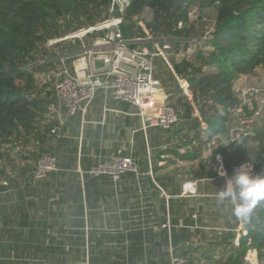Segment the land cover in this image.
Returning a JSON list of instances; mask_svg holds the SVG:
<instances>
[{"label": "crops", "instance_id": "0c3cea01", "mask_svg": "<svg viewBox=\"0 0 264 264\" xmlns=\"http://www.w3.org/2000/svg\"><path fill=\"white\" fill-rule=\"evenodd\" d=\"M161 61L159 67L167 66L172 73ZM52 64L43 66L50 69ZM155 78L161 82L159 75ZM182 94L200 116L190 92L182 89ZM170 95L164 88L158 98L169 101ZM50 101L38 129L3 148V160L11 168L3 167L0 175V264H170V249L189 264V250L197 253L205 247L210 249L201 255H214L210 261L216 264L218 249L223 255L236 246L243 222L229 202L230 217L214 220L215 195L223 188L217 179L222 178L223 185L225 180L217 173L207 176L215 170L208 166L213 163L211 149L203 137H195L194 129L173 135L174 125L169 130L144 128L135 106L107 101L102 93L84 115L72 117L58 107L55 97ZM173 106L183 112L182 105ZM53 127L58 134L50 133ZM201 127L206 124L201 122ZM218 135L226 138L228 127ZM182 142L186 147L179 146ZM17 145L29 150L14 152L20 160L11 156ZM194 151L197 158L192 160ZM42 153L54 154L58 169L36 179L32 172ZM117 154L133 157L137 173H124L116 182L86 173L99 159ZM186 165L189 176L181 175ZM193 181L195 192L184 194L185 184ZM166 222L169 229L159 226ZM155 224L157 228L150 226ZM197 256L190 262H197Z\"/></svg>", "mask_w": 264, "mask_h": 264}, {"label": "trees", "instance_id": "16d2710c", "mask_svg": "<svg viewBox=\"0 0 264 264\" xmlns=\"http://www.w3.org/2000/svg\"><path fill=\"white\" fill-rule=\"evenodd\" d=\"M184 1L128 0L122 11L114 6L109 13L111 0H0V161L4 159L6 144H13L23 136L26 140L31 132L38 129L39 118L47 112L51 102L48 95L34 89L33 75L25 70L27 65H39L36 60L42 45L71 31L94 26L109 15L122 18L120 31L123 38H140L147 45L150 41L137 19L145 8H149L152 19L144 23L147 32L154 40L160 39V43L166 40L176 47L183 42L179 37L188 34L186 26L177 28L178 22L187 20L190 5L183 4ZM214 4L216 15L211 37L205 49L196 51L197 63L192 60L176 62L169 57L171 51L166 52L173 71L187 82L200 116H195L193 106L182 94L173 73H168V78H162L160 82L162 90L165 88L172 94L169 100L177 96V102L183 106L180 121L173 126L172 134H179L186 128L194 129L195 137H203L205 146L213 136L226 132L230 111L239 103L234 92L237 77L264 66V0H201L202 6ZM62 17L66 22L63 28L58 24ZM104 33L91 32L87 37L96 38L97 34ZM184 40L188 42V39ZM79 43L80 49L81 40ZM148 47L154 50L152 45ZM77 53L67 52L62 56ZM201 122L206 124L205 129ZM252 140L261 147L256 156L259 160L257 169L264 176V127L227 146L210 148V158L218 167L216 155L219 154L225 169L230 172L235 164L228 163V152H239ZM186 144L182 142L179 146L186 147ZM195 158L196 151L190 156L192 160ZM216 173L215 168L207 176L213 177ZM243 225L247 234L239 237L238 245L216 258V264H244L243 256L249 248H254L259 259L264 260V202ZM206 258L213 260L214 255Z\"/></svg>", "mask_w": 264, "mask_h": 264}, {"label": "built area", "instance_id": "2783aa9c", "mask_svg": "<svg viewBox=\"0 0 264 264\" xmlns=\"http://www.w3.org/2000/svg\"><path fill=\"white\" fill-rule=\"evenodd\" d=\"M122 1L111 0L110 9L118 6L119 10L122 11L124 6ZM121 23V17L109 15L94 26L80 28L58 40H50L49 44H54L64 40L80 39L81 48L77 54L61 56L58 61L59 69L57 71L51 69V71L44 73L43 81L53 85L54 97L58 107L64 111L67 117L77 114L84 115L96 95L102 93L107 101H124L135 106L144 128L155 126L169 130L180 121L182 111L171 105L166 98L163 100L158 98L159 92L162 91V85L153 74V60L161 56L185 92L190 91L188 84L178 77L168 62L165 50L169 46L166 40L163 42L165 45H162L165 48L164 53L159 49L158 42H155L144 29L147 39L153 42L156 50H150L148 46L138 48L134 45L142 39L127 40L123 38L120 31ZM138 23L142 26L141 22ZM181 26L182 23L178 22L177 28L180 29ZM212 30V27L204 28L201 37L188 39V45L184 51L186 50L188 54H191L196 49L206 48ZM99 31H105V33L97 36L88 45L82 43V39L88 33ZM68 63L72 66V70L69 69ZM32 69V66L25 68L28 72H31ZM234 92L239 103L230 111V116L233 121H236V125H228L229 119H227L228 135L226 138H222L220 135L213 136L208 142L209 148L218 144L226 146L231 142L239 141L244 136L254 134L264 126V84H254L249 88H236L234 86ZM51 109L54 110V107L52 106ZM195 116H198L197 113ZM233 121L229 122L233 123ZM50 133L58 134V128L53 127L50 129ZM216 159L218 163L222 161L219 154L216 155ZM247 163L252 164L251 172L253 175H260L256 165L251 161L236 163L230 172L226 171L224 164L223 167L227 176L231 177L234 170ZM57 164V157L54 154L42 153L34 165L32 175L36 179H42L48 173L56 171L58 169ZM137 170L133 157L117 154L108 159H99L86 173L92 177L106 176L111 181L116 182L124 173H137ZM196 184V181L186 183L184 194L194 193ZM1 185L5 186L6 183L2 182ZM150 226L158 227L156 224ZM159 226L169 229L171 225L166 222ZM238 234L245 236L247 234L245 227L242 226ZM238 239L237 237L234 241L236 245H238ZM169 257L170 264H187V259L175 254L172 249L169 251ZM243 259L246 264H264L260 262L258 253L254 248H249Z\"/></svg>", "mask_w": 264, "mask_h": 264}, {"label": "rangeland", "instance_id": "374dc122", "mask_svg": "<svg viewBox=\"0 0 264 264\" xmlns=\"http://www.w3.org/2000/svg\"><path fill=\"white\" fill-rule=\"evenodd\" d=\"M127 1L128 0H123L122 4H124V6H125V3H127ZM185 3H189L190 7L187 10V20L185 21V23L180 21L182 23L181 27L186 26L185 29L187 30L186 32H188V34H183V35H181L182 37H179V38H182L179 41H181V42L183 41V42L176 47H174L169 42L168 43L169 48L168 49L166 48V50H165V48H163V46H162V44L163 45H165V44L160 43V39H157L154 41L158 42L157 43L158 47L162 52L165 53V51L166 52L171 51V53H173V54L169 53V55H170L169 57L173 58L174 61L180 62L182 60H192V61L196 62L195 53L199 49H196L191 54H188L186 52V50L184 51V49L186 48V45H188L184 39L186 38V39L191 40L192 38L201 37L203 35L204 28L209 29L210 27H212V25H214L215 15H216V7H215L216 4L211 5V6H202L201 0H185L183 4H185ZM111 11H113V9H109V13ZM151 19H152L151 10L149 8H145L144 11L142 12V14L138 17L137 21L141 22L142 26L140 24L139 25L143 29H145L144 23L150 22ZM65 23L66 22L64 21V17L60 18L58 21V24L60 25L61 28L65 27V25H66ZM177 26H178V23H177ZM72 32L73 31L67 33L66 35L68 36ZM99 35H102V34H97V36H99ZM60 38H62V37H57V38H53L50 40H58ZM94 39L95 38H93L92 36H90V37L86 36L85 38L82 39V43H85L86 45H88ZM152 39H154V38L152 37ZM50 40H48L45 45H42L43 49L37 54V60H36V62L39 63V65L33 67L32 71L30 72L33 75V79H34V89L36 91H42V95H44V96L48 95L49 100L54 98V88H53V85L45 83L43 81V74L51 71V69L57 71L59 69L58 68L59 65L57 63L58 59L64 53H67V52L77 53L79 46H80V43H79L80 39L64 40V42H56L54 44H49ZM147 45L148 46L152 45L153 49L156 50V47L153 44V42H148ZM147 45H146V41H144L142 39V41H139L134 46H136L138 48H143L145 46L147 47ZM201 49L203 50L205 48H201ZM166 56H167V54H166ZM160 58H161V56H158L153 60V71L155 68H158L160 66V64H162V61H161L162 58L161 59ZM44 61L45 62H47V61L53 62V64L50 65V67H49L50 69H46L42 65V62H44ZM27 66H29V65H27ZM154 73H155V76L159 75L161 78L167 79L168 78L167 74L170 73V70L168 69L167 66L165 67L164 65H162L161 67H159V69H155ZM235 81L236 82L234 83V86L236 88H249V87H252L254 84H258V85L264 84V66L256 67L254 69L253 73H251V74L240 75L239 77H237V79ZM190 94H191V92H190ZM177 101H178V98L175 97L174 99L169 100V103L171 105H175V106L182 105V104H179ZM17 146H15V148ZM15 148L11 149V153H12L11 156L14 159L20 160V158H21L20 155H17V154L15 155L14 152L20 154V152L23 153L24 151H26V152L29 151L28 148L23 149L21 146H18L16 149ZM260 148L261 147L257 144V142L252 140L250 143L243 145L242 149L239 152L229 151L228 157H227L228 163L230 165H233V164H236L237 162H240L243 160L244 161L249 160V161L253 162L257 167L259 160L256 158V156H257ZM34 151H36V150L34 149ZM8 162L9 161H7V160H1L0 161V170L3 169V167L11 168V166H10V164H8ZM208 166L217 168L214 163H212V164L209 163ZM187 167H188V165L182 167L184 169V172H181V175H184V174L188 175ZM217 182H218L219 187H222V186L224 187L222 178L217 179ZM215 197H217V193H216ZM223 204L226 206H224ZM223 204L219 203L218 201L213 204L215 210L211 214H212L215 221L217 218H224L225 215H226L225 216V218H226V217H230V215H231L229 204L228 203L225 204V202ZM209 249L205 247L202 249L203 251L199 252V250H198L197 253L194 252L193 249L189 250L190 255L188 256L189 257L188 263L189 264H192V263L193 264H213L214 261L211 262L210 259L203 257L201 255L206 250L209 251ZM220 251H222V250L218 249L217 252L215 253L216 258L221 256ZM173 252H175L174 249H173ZM225 253L223 252V254H225ZM194 254L198 255L197 256L198 261L191 263L190 261L194 257Z\"/></svg>", "mask_w": 264, "mask_h": 264}, {"label": "clouds", "instance_id": "9594fccd", "mask_svg": "<svg viewBox=\"0 0 264 264\" xmlns=\"http://www.w3.org/2000/svg\"><path fill=\"white\" fill-rule=\"evenodd\" d=\"M251 168L252 164H244L234 170L231 177L227 176L222 161L216 168L219 175L226 178L225 186L217 191V201L221 204L231 203L233 215L244 223L249 221L257 206L264 202V176L253 175Z\"/></svg>", "mask_w": 264, "mask_h": 264}]
</instances>
